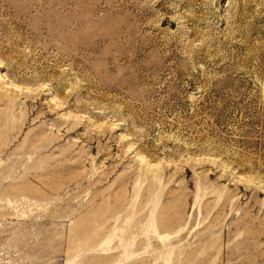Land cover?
<instances>
[{"label": "rangeland", "instance_id": "374dc122", "mask_svg": "<svg viewBox=\"0 0 264 264\" xmlns=\"http://www.w3.org/2000/svg\"><path fill=\"white\" fill-rule=\"evenodd\" d=\"M0 61V264H264V0H0Z\"/></svg>", "mask_w": 264, "mask_h": 264}, {"label": "bare ground", "instance_id": "6f19581e", "mask_svg": "<svg viewBox=\"0 0 264 264\" xmlns=\"http://www.w3.org/2000/svg\"><path fill=\"white\" fill-rule=\"evenodd\" d=\"M83 23V22H82ZM86 24V23H85ZM84 24V25H85ZM55 29L52 31L50 43L47 47V49L54 48L55 50L58 51L60 56L63 55H68L69 59H81L85 66H89L90 64L88 61L84 60L81 56V53L85 51L91 56V51L95 50V46L91 42H87L86 40L84 41L83 39L77 38V36H71L68 33L70 32V27L68 25L62 24V23H56ZM75 25V24H74ZM73 25V26H74ZM77 25V24H76ZM75 25V27H76ZM83 25V24H81ZM72 27V26H71ZM87 27V26H84ZM83 27V28H84ZM78 28V25H77ZM76 28V29H77ZM85 29V28H84ZM89 29V28H88ZM82 30V29H81ZM80 30V31H81ZM78 31V30H77ZM84 31V30H83ZM74 32V31H72ZM87 32V31H86ZM68 35V36H66ZM73 35V34H72ZM85 36V35H84ZM81 37V36H80ZM88 39V37H87ZM90 41V40H89ZM96 43V41H95ZM98 46V45H97ZM94 54V53H92ZM90 60V59H89ZM78 62V61H77ZM90 62V61H89ZM92 62V61H91ZM3 61H0V65H2ZM75 64V63H74ZM79 64V63H78ZM77 64V65H78ZM74 67V66H73ZM72 68V67H71ZM75 68V67H74ZM91 68V67H90ZM92 69V68H91ZM61 80V79H60ZM90 84V82H89ZM42 92V91H41ZM57 97V96H56ZM142 157V156H141ZM143 158V157H142ZM144 159V158H143ZM151 165V164H150ZM154 165V164H153ZM152 165V166H153ZM155 167V166H154ZM158 167V165H157ZM156 167V168H157ZM152 169V168H151ZM153 170V169H152ZM159 170V169H158ZM157 170V171H158Z\"/></svg>", "mask_w": 264, "mask_h": 264}]
</instances>
